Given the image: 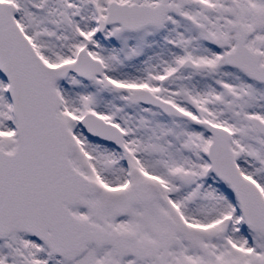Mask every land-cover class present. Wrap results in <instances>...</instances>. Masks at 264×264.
<instances>
[{
    "label": "snow or ice",
    "instance_id": "snow-or-ice-1",
    "mask_svg": "<svg viewBox=\"0 0 264 264\" xmlns=\"http://www.w3.org/2000/svg\"><path fill=\"white\" fill-rule=\"evenodd\" d=\"M0 264H264V0H0Z\"/></svg>",
    "mask_w": 264,
    "mask_h": 264
}]
</instances>
